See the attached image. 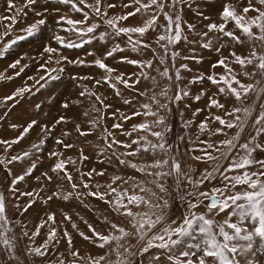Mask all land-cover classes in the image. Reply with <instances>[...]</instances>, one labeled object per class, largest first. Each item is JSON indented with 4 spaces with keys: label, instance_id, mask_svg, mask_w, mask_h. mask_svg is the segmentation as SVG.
<instances>
[{
    "label": "rangeland",
    "instance_id": "rangeland-1",
    "mask_svg": "<svg viewBox=\"0 0 264 264\" xmlns=\"http://www.w3.org/2000/svg\"><path fill=\"white\" fill-rule=\"evenodd\" d=\"M122 1L128 2L126 0ZM122 1L101 0V11L102 13L106 12L107 15L98 16L93 8L89 7L90 5H95L96 0H85L84 4H80L79 0H74L84 12L88 13L89 20L87 23H95L98 25L93 33L79 37L75 33L65 31V29L69 27L65 22L60 21L58 23L60 16H66L71 19H83V12H76L71 4L60 3V0H35L33 5L24 7L25 0H13V3L17 7L22 8V13H17L15 10L10 11L8 9L7 0H0V51L4 52V54L0 56V63L14 58L5 68L9 74L12 73L11 76L9 75L11 79H7L8 75L5 77L2 76L4 78H0V161L7 162L12 161V157L14 156L21 157V159L12 161L11 163H0V194L4 197L6 212L10 221L9 227L13 230L10 235H15L16 237L13 254L7 253L3 246H0V264H60L61 261H63V264H72L74 259L76 260V264H89L88 257L103 255L107 249H101L96 243L80 236V232H84L87 236L92 235L87 224H91L102 234H108L109 232H112L113 235L118 234V232L110 228V224L112 223L124 227L126 231H133L130 218L122 216L118 212H114L111 206L104 201L86 195L88 191L99 190L105 192V189L103 190V185L106 186V184L107 186L112 185L118 190L127 188L131 192L133 190V185L139 184L141 181L144 182V186L151 188L152 191L158 192L155 185L148 183L153 179L151 176H146L144 173L138 172L127 165L120 164V159L129 160L140 166H144L145 164L152 163L154 157L155 159L175 158L181 163L182 169L189 172V175L195 180L200 178L201 173H203L205 169L211 171L216 164L221 166V171L227 167L228 161L224 159L208 162L194 159V157L203 156L202 150L206 148L207 144L220 147V141L233 139L238 132L240 133L239 138L233 140L236 148L233 150L232 155H244V150L239 147L240 144L249 143L250 147H254L257 143L264 144V133L258 134L256 128L260 127V125L255 124V120L262 111L260 105L264 104V96L257 101L256 94L250 93L247 97L238 101L227 93H221L219 87L207 79L208 75H219L224 72L222 67H212L220 58L224 57L227 58L230 67L237 74L238 79L245 84H255L256 81L260 80L259 76L249 78L243 75L244 71H255L254 67L248 65L246 68L242 69L234 62L230 54L235 52L237 55L246 56L253 46H255L257 53H262L264 52V46H262L259 41L248 40L235 28L234 23L230 22L227 25V30L234 31L235 34L244 41L243 44L235 43L228 37H221V39L216 40L215 37L219 34L211 32L207 39L213 41L212 48L205 49L201 47L202 43L207 42L201 34L207 31L206 25L209 23L221 22L220 13L223 7L226 4L231 5L235 7L238 13H242L243 8L248 6V0H185L184 3H177L174 7H166L165 11L169 12L173 18H175L177 14L181 16L180 23L183 29L182 37H187L186 40L182 38L177 44L169 45L167 54L161 46L164 42L160 41L157 43L159 35L165 32L164 25L166 24V20L163 15L159 16L155 28L150 29L143 37L134 35L133 40L142 39L151 45V49L157 46L156 50L159 54L157 53L158 55L156 57L158 64L156 63L154 67L156 74L158 73L157 75H160L161 72L168 69L167 76H160L156 79L157 82H159L157 89L158 93L152 92L154 86L149 81L142 80V82L144 81L143 85L136 84L134 86L132 84L133 79L127 78V67H117V61L126 60L125 58L128 57L127 55L120 59L117 57L119 54L115 57L114 55L107 56V52L110 49L112 50L117 47L119 50L116 52H120V50L122 51L123 49L127 50V48H130L129 53L132 51V46L128 41V37L126 35L116 36L114 30L104 23V20L107 18L122 16L134 10V6L124 7V11L120 12H117L115 9L116 7H108L109 4L118 5L117 2L122 3ZM252 3L255 7L264 10V6L259 5L257 0H252ZM120 9L122 8H118V10ZM37 13L40 15L38 16ZM255 15V12L250 11L248 13L249 17ZM12 16H16V21L14 23L10 19H2ZM135 17L136 16L130 17L126 21H120L119 25L131 26L132 23L137 22H133ZM140 17V20L143 22L145 16L143 17V15H141ZM40 18L45 19L46 23L40 26L39 31L35 35L26 40L17 41V43L8 48L7 51H4L5 44L9 43L16 36L25 35L26 33L23 30ZM200 22H202L201 25ZM189 24L193 25L194 28L189 29ZM9 25H11L10 29ZM133 25L134 24H132V26ZM83 26L84 25H81V27ZM6 31L9 34L3 36L2 34ZM253 31L257 30L254 28ZM101 33L105 34L103 40L100 39ZM56 35L65 37L66 41L71 40L75 43H79L81 46L76 48L64 47L54 39ZM147 36H149V38ZM89 41H91V44ZM221 44L224 46L220 48V52H217L215 49L220 47ZM45 47L56 48L57 52L52 54L45 53ZM23 49L26 50L24 53H22ZM172 53H178V55L173 56ZM222 53H224V56H222ZM101 55L102 57H100ZM49 56L52 57L51 60ZM201 56L205 60L207 59V62L203 64H201V61L196 62L197 59H199L198 57ZM61 57H67V60H63ZM103 57H106L107 60L105 64L108 65L109 68L114 69V71L109 73L103 69L102 75L114 78L116 82L117 80L115 77L118 76V74H123L125 77L123 78L127 79L129 84L135 87L134 89L136 92L134 91V94L137 93L136 96L140 99L139 111L143 113L145 110L142 108V105L149 104L151 108L154 109V111H151L156 113V116L139 115L125 122L123 121L124 117L138 112V110L133 109L121 112L123 117L121 124L130 127L133 124L142 122L149 123L151 125V131H139V135H136L135 139L140 136H145L148 142L158 143L161 141H159V138L152 136L151 132H161L163 133L162 142L165 143L164 152L157 149L154 156L152 153L145 152H140L138 155L133 156L122 155L123 153L132 151L136 145H133L132 149H126L122 146L129 142L128 137H120V135H118L119 130H115V128H118L113 127L115 123L116 125H120L119 119L118 121L116 119L117 117L115 119L111 117V115L114 117L116 116V113L113 112L115 110L111 107L103 108L102 110V107L105 106H100V102H97V106L94 99L91 100V103L97 107L94 110L93 108L91 109V114H94V116H87L86 118L84 115V120L81 121H75L76 117L73 118V107H78L79 104H85L89 100V98H86L88 94L85 97L81 95L82 92H87L85 89L86 87L88 88V86L85 82L90 81L88 83H95V85H93L95 88L92 89L91 92L89 91L90 95L92 93L95 94L92 95V97H102L101 93H99L100 90H98L101 85L97 84V81L103 83L101 82V77L97 80L95 79L96 81L89 80L87 77L85 79V76L78 77L76 75L79 73V66L84 65V71L87 72L91 70L89 69L90 64L93 65V69L96 65L94 61L96 59H103ZM119 57H123V55ZM192 57H195V59ZM161 58H164L163 64L160 62ZM79 59L84 61V63L75 65V63L70 62L75 61L77 63ZM17 60H19V64H17L15 68L11 67ZM57 60H59L60 63H56ZM185 64L187 68L181 67V65ZM152 68L153 64L150 69ZM21 69L23 70L21 71ZM52 69L56 71H49ZM75 69H77V71H75ZM157 69H159L160 72H158ZM3 71L4 70L0 71V76ZM136 71L140 74L147 70L146 68L140 67L136 68ZM17 73H19V75H17ZM49 76H56L57 79L52 80ZM41 77H44V79H41ZM19 79L20 81H18ZM14 81L20 82L17 85L18 87L16 86L13 88L14 85L12 84ZM136 81L141 82V80L137 79ZM118 84L122 85H118L121 89L124 88V90H128V87L124 84ZM73 85L76 87L78 85V87L73 89ZM259 87H264V80H260V83L257 85V88ZM21 88H26L28 91L14 96L12 100L5 99V97L12 96ZM96 89L97 92H95ZM161 91H166L167 95H160ZM113 92L119 95L118 91ZM141 93L145 94L141 95ZM153 94L156 95V101H158V103L151 99ZM177 96H179L180 99H176ZM196 97H199V99ZM78 98H80L79 101ZM102 98L104 99V97ZM104 100L106 101L107 99L105 98ZM212 100L218 101V103L222 104L224 107L219 108L212 105ZM65 104L68 106L64 107ZM123 105L129 108L131 107V104ZM160 105H166V107H160ZM233 107L251 108V115L247 117L243 131L239 128L228 129L215 119V117L219 116L225 121L231 120L232 117L228 116L226 113L230 112ZM104 116L106 117L105 121L103 120ZM61 117L64 119L60 120ZM20 118H22V122L19 125L20 130L14 131L15 129L13 126L16 125L15 120ZM160 118H163L162 124L153 123V121L159 120ZM53 119H55V121H53ZM32 121L36 123L27 133H24V128ZM57 121L60 122L57 123ZM91 121L95 123L94 128L90 129ZM112 121L115 123L113 124ZM79 124L83 125L79 126ZM202 124L204 125L203 128L201 127ZM77 126H79L80 131H77ZM132 127L130 128L132 129ZM221 128L223 132L217 133L216 130ZM119 129L122 128L119 127ZM92 130L93 135H90L92 134ZM81 132L86 134L81 135ZM128 132L131 131H127L126 133ZM108 133H111V136H108ZM104 137H108V139L106 140ZM252 137H255L254 141ZM91 139L92 141L94 140V144H92V141H89ZM57 140H62L64 144H71L73 147L65 148L62 144H58ZM112 140L120 141L121 144H114L112 148H109L108 144ZM3 141L9 142L11 146L9 147L8 144L3 143ZM41 141H43V143H41ZM79 142L81 144H79ZM83 142H86V144ZM33 145H36V147H33ZM87 150L90 151V156L94 155L91 161L89 160ZM209 151H211L214 156L219 155L214 149H209ZM25 152L29 153V155L24 156L23 154ZM53 152L59 153L60 155L53 156L51 155ZM83 157H87V159H83ZM252 157L254 159H264V151L257 149L252 153ZM69 158L75 161V164L66 163L67 171L73 176V182L78 185L75 190L72 189L70 182L59 179L57 173L51 171L58 160L68 161ZM258 167V165H254L249 170L255 171ZM30 168L31 172H28ZM92 170H95V172L89 177L87 173ZM149 171H155V169H149ZM100 172L104 174L102 176L96 174ZM45 173L52 176V181L45 179ZM106 173H109L107 177H105ZM227 174L233 175L235 173ZM21 175L25 177L24 180H17L16 183L12 182L16 177ZM59 175L62 176L63 173ZM116 176L121 177V180L114 182V177ZM216 176L217 178L215 180L211 182L206 181L203 185H199L196 188L193 187L192 183L185 180L179 194L174 191L175 181L173 177H168L166 180L162 181L168 188V191L172 193L173 196H176L175 201L170 200L172 207L168 210L169 218L179 220L182 214H184L185 208L179 200V195H183L185 191H210L213 187L221 186L219 173H217ZM106 178H108V180H106ZM124 181H127V183H124ZM82 183H88L90 185L89 189H84L81 186ZM97 186H100L99 189H97ZM28 192H32L33 196L29 197L24 195ZM77 192L81 193L79 199L76 197ZM54 193L57 195H53ZM68 193H72V196L68 200L62 199V197ZM49 197H51V199H49ZM33 201L35 202L33 203ZM153 202L155 203L156 201L153 200ZM205 203H207V201H205ZM29 204H31V207L25 212L24 208ZM52 208L56 212H53ZM133 211H147V209H137L134 207ZM195 211L206 212V209L201 205ZM33 212H35L34 215L38 217V220H41L40 224L47 220L49 214H54L55 221L58 220V223H55L54 226L57 229V239L59 242H49L48 251L44 256H38L28 252L29 248L39 246L36 244H38L40 234L34 237L30 236V233L32 234L36 231L37 227L40 225L39 222L38 225H36L34 221V224L30 223L29 219L33 217L31 216ZM65 214L70 216L71 220H66ZM105 218H107V221ZM222 218L223 216L218 217V219ZM85 222H87V224ZM73 223L77 225L76 229L72 227ZM51 225L52 222L48 221L46 226L42 228L41 238L44 241L47 239V233L49 231L47 229L53 226ZM161 227H163V225L157 226V230ZM39 231L41 233V229H39ZM64 231H67L69 235H73V238L70 235L71 245L68 243V237L64 236ZM24 232H27L28 236H24ZM35 239L38 241L36 240L37 242H35ZM74 239L80 241L84 247L81 246L80 249L76 248V250H74ZM122 242L126 247H130V253H135V255L125 253L129 264H175V257L179 255L181 251H191L192 255L189 258L199 254V249L194 247L190 248V245L195 244L196 240L188 241L185 245L174 248L171 250V253H169V250L159 248H152L149 249L147 253H141L140 249L145 241L138 240L131 236ZM259 242L263 244L259 238L254 240V255L249 257V259L254 261V264H264V247ZM59 249L63 250V257L55 252ZM71 251H78L79 257L74 258L71 255ZM121 251H123V249H121ZM169 254L173 256V260L168 259ZM13 256L18 259L13 258ZM155 257H159V259H154ZM110 259L115 260V254H113ZM180 259L183 260L184 257L181 256Z\"/></svg>",
    "mask_w": 264,
    "mask_h": 264
},
{
    "label": "snow or ice",
    "instance_id": "snow-or-ice-1",
    "mask_svg": "<svg viewBox=\"0 0 264 264\" xmlns=\"http://www.w3.org/2000/svg\"><path fill=\"white\" fill-rule=\"evenodd\" d=\"M79 2L80 4H84L85 0H79ZM184 2L185 0H147V2H144V0H130V4H124L123 7L127 8L129 6H134L133 11H129L122 16L107 18L104 20V23L114 30L116 36L126 35L132 46V50L138 51V46L150 48L151 45L142 39L133 40L134 35L143 37L150 29L155 28L159 16L163 15L166 20V24L164 25L165 32L159 35L157 43L160 41L164 42L161 46L167 54L169 45L177 44L182 38L186 40L187 37H182L183 29L180 23L181 16L177 14L175 18H173L169 12L165 11V8L174 7L177 3ZM34 3L35 0H25L24 7H29ZM60 3L71 4L76 12H83V19H71L66 16H60L58 23L62 21L69 26L65 31L83 37L86 34L93 33L98 27L95 23H87L89 20L88 13L84 12L74 0H60ZM257 3L264 6V0H257ZM100 4L101 0H96L95 5H90L89 7L93 8L96 15L106 16L107 13H102ZM7 5L10 11L15 10L17 13H22V8L17 7L13 3V0H7ZM108 7L114 8L116 5L109 4ZM142 11L148 16V18L141 24L135 26L119 25L120 21H126ZM250 11L255 12L256 15L249 17L248 13ZM37 15L39 16L40 14L37 13ZM2 19H10L14 23L16 21V16L4 17ZM220 21V23H209L206 26L207 31L203 32L201 35L207 40V42L202 43L201 47L205 49L212 48L213 41L207 39L211 32L219 34L215 37L216 40L221 39V37H228L235 43L243 44L244 41L241 40L234 31L227 30V25L230 22L234 23L235 28L248 40L259 41L261 45L264 46V10L255 7L252 0H248V6L243 8L242 13H238L235 7L226 4L220 13ZM45 23V19H37L34 23L23 30L26 33L25 35L16 36L9 43L5 44L4 51H7V49L16 44L17 41L26 40L35 35L39 31L40 26ZM81 25L84 26L81 27ZM10 28L11 25H9V29ZM188 28L193 29L194 26L189 24ZM254 28L257 31H253ZM8 34L9 33L6 31L2 35L7 36ZM104 38L105 34L101 33L100 39L103 40ZM54 39L67 48L81 46V44L75 43L71 40L66 41L65 37L60 35H56ZM223 46L224 45L221 44L220 47L215 50L220 52V48ZM117 50H119L118 47L113 48L111 51L107 52V56H112ZM44 52L52 54L56 53L57 49L53 47H45ZM3 54L4 52L0 51V56ZM172 55L175 56L178 55V53H172ZM230 55L233 57L234 62L242 69L246 68L248 65L254 67L255 71L253 72L244 71V76L249 78L259 76L260 80H264V52L257 53L255 46H253L246 56L237 55L235 52H232ZM192 58L195 59V57ZM49 59L51 60L52 57L49 56ZM61 59L67 60V57H61ZM70 62L75 63V61ZM160 62L163 64L164 58H161ZM56 63H60V61L57 60ZM79 63L82 64L84 61H79ZM94 63L106 72L111 73L114 71V69L109 68L101 59H96ZM127 63H145L148 67L152 66V61L150 60L145 62L127 60ZM17 64H19V60L12 64L11 67L15 68ZM181 67L187 68V65H181ZM212 67H222L224 69V72L219 75L207 76L209 81L219 87L221 93H227L238 101L247 97L250 93L256 94L257 101L264 96V87L257 88L260 80L256 81L255 84L243 83L238 79L237 74L230 67L227 58H220L216 64L212 65ZM22 70L23 69H21V71ZM49 71L56 70L52 69ZM157 71H159V69H157ZM160 74L162 76H167L168 69H165ZM17 75H19V73H17ZM0 78L4 77L0 76ZM49 78L52 80L57 79L56 76H49ZM145 78L148 77L145 76ZM7 79H11V77H7ZM41 79H44V77H41ZM115 79L126 87L131 86L129 81L124 79L122 75L116 76ZM152 79L154 80L155 77H152ZM99 83L100 81H97V84ZM111 86L115 88V84H112ZM25 91H28V89H18L16 93L12 96L5 97V99L12 100L14 96L20 95ZM84 94L85 93L83 92L81 93V95ZM144 94L145 93H141V95ZM91 95L95 94L92 93ZM160 95L166 96L167 92L161 91ZM196 98L199 99V97ZM96 99L100 103H103L99 96H97ZM151 99L158 103L155 94H153ZM176 99H180V97L177 96ZM125 103H128V101H125ZM211 104L219 108L224 107L216 100H212ZM67 106V104L64 105V107ZM160 107H166V105H160ZM260 107L262 111L255 120V124L260 125V127L256 128L258 134L264 133V104H261ZM142 108L145 110L143 113L134 112L133 115L156 116V113L151 111V105L143 104ZM226 114L232 117V119L225 121L219 116L215 117V119L228 129L239 128L243 131L245 121L247 117L251 115V108L233 107V109ZM85 115H87V113H85ZM124 118L130 119L131 117ZM63 119V117L60 118V120ZM59 122L60 121H57V123ZM35 123V121H32L28 124L23 130L24 133H27ZM153 123L162 124L163 118L155 120ZM113 127L118 128L120 125H113ZM201 127L203 128L204 125L202 124ZM77 131H80L79 126H77ZM137 131H151V125L147 122L133 125L132 131L126 133V135L131 137L132 133ZM216 131L217 133H220L223 132V129H217ZM80 134L85 135L86 133L81 132ZM151 135L159 138V141L161 142L150 143L145 136H140L136 139H132L131 143L122 145L126 149H132L133 145H136L132 151L123 153L122 155L133 156L138 155L140 152H145L152 153L154 156L157 149L164 152L165 143L162 142L163 133L153 131L151 132ZM239 135L240 133L238 132L233 139L220 141V147L213 144H207L206 148L202 150L203 156L194 157L196 160H204L205 162L219 161L221 159L228 161L227 167L224 168L223 171H221V166L216 164L211 171L205 169L204 172L201 173L200 178L195 180L189 175V172L182 169L181 163L175 158L155 159L154 157L152 163L145 164L144 166H140L129 160L120 159V164L127 165L138 172L144 173L146 176H151L153 179L148 183L155 185L158 192L152 191L151 188L144 186V182L141 181L139 184L133 185V190L131 192L127 188L118 190L116 187L108 185V191L101 192L97 190L88 191L86 193L88 196L97 198L104 201L106 204H109L114 212H118L122 216L130 218L133 228V231H126L124 227L112 223L110 224V228L118 232V234L113 235L112 232L102 234L91 224L85 222L92 235L87 236L84 232H80V236L96 243L101 249H107L103 255L98 257H88L89 264H129L125 253H130V247H126L122 241L130 236L145 241L140 249L141 253H147L149 249L152 248L169 250V253H171V250L174 248L183 246L188 241L196 240V243L190 245V248L194 247L199 249V254L189 258L192 255L191 251H181L179 255L175 257V264H254V261L249 259L250 256L254 255V240L259 238L260 241L264 242V159H254L252 153L257 149L264 151V144L257 143L254 147H250L249 143L240 144L239 147L244 150V155H232L233 150L236 148L233 140H237ZM108 136H111V133H108ZM104 139L107 140L108 137H104ZM252 140L254 141L255 137H252ZM3 143L8 144L9 147L11 146L7 141H3ZM41 143H43V141H41ZM57 143L62 144L65 148L73 147L71 144H64L62 140H57ZM114 144H121V142L112 140L108 144V147L112 148ZM33 147H36V145H33ZM209 149H214L219 155H212V152L209 151ZM23 155L28 156L29 153L25 152ZM51 155L59 156L60 154L53 152ZM19 159H21V157H12V161ZM83 159H87V157H83ZM12 161H0V163H11ZM66 163L75 164V161L71 160V158H69L68 161L58 160L52 167L51 171L57 173L59 179H64L70 182L72 189L75 190L78 185L73 182V176L67 171ZM254 165H258V169L250 171L249 169ZM149 169H155V171H149ZM28 172H31V168ZM94 172L95 170H92L88 172L87 175L91 177ZM60 173H63V175L60 176ZM217 173H219L221 179V186L213 187L210 191H185L183 195H179V200L185 208L184 214H182V217L179 220L169 218L168 210L172 207L170 200L175 201L176 196H173L172 193L168 191V188L162 183V181L166 180L168 177H173L175 181L174 191L179 194L185 180L192 183L193 187L196 188L199 185H203L206 181L211 182L215 180L217 178ZM227 173L235 174L228 175ZM96 174L102 176L104 173L100 172ZM44 177L48 181H52L53 179L52 176H49L47 173L44 174ZM24 178L25 177L21 175L16 177L12 182L16 183L17 180L22 181ZM120 180L121 177H114V182ZM124 183H127V181H124ZM81 186L84 189H89L90 187L88 183H82ZM99 187L100 186H97V189H99ZM24 195L32 197L33 193L28 192ZM53 195L57 194L54 193ZM71 196L72 193H68L67 195H64L62 199L68 200ZM80 196L81 193L77 192L76 197L79 199ZM49 199H51V197H49ZM153 200L156 202L154 203ZM205 201H207V203H205ZM34 202L35 201H33V203ZM201 205L204 206L206 212L195 211ZM29 207H31V204L27 205L24 208V211L26 212ZM134 207L137 209L146 208L147 211H133ZM221 216H223V218L218 219V217ZM65 219L71 220V217L65 214ZM105 220L107 221V218H105ZM48 221H51L53 226L49 228L47 239L42 246L29 248L28 252L30 254L44 256L48 251L49 242H59L57 239V229L54 226L56 223L54 214H49L47 220L37 227V230L32 233V236L39 235V229L45 227ZM9 224L10 221L6 212L5 200L3 195L0 194V246H3L7 253L13 254L16 237L15 235H10L13 230L9 227ZM159 225H163V227L157 230V226ZM72 227L76 229L77 225L73 223ZM23 235L28 236V233L24 232ZM64 236L68 237V243L71 245V238L67 231H64ZM121 249H123V251H121ZM113 254L116 256L115 260L110 259ZM130 254L135 255V253ZM71 255L74 258H78L79 252L71 251ZM181 256L184 257L183 260L180 259ZM13 258L18 259L14 256ZM154 259L158 260L159 257H155ZM168 259L173 260V256L169 254ZM60 264H63V261H61ZM72 264H76L75 259L72 261Z\"/></svg>",
    "mask_w": 264,
    "mask_h": 264
},
{
    "label": "crops",
    "instance_id": "crops-1",
    "mask_svg": "<svg viewBox=\"0 0 264 264\" xmlns=\"http://www.w3.org/2000/svg\"><path fill=\"white\" fill-rule=\"evenodd\" d=\"M120 1H122V0H120ZM126 1H128V2H125V1H122V3H120V2H117V4L118 5H116V10H117V12H120V11H124V7H121V6H123L124 4H130V0H126ZM125 2V3H124ZM144 2H147V1H145L144 0ZM121 5V6H120ZM118 8H122V9H120V10H118ZM129 10H132V9H129ZM205 14V13H204ZM141 15H143V17L145 16V19H147L148 18V16L142 11L141 13H138L137 15H136V17H135V19H134V21L133 22H136V23H132V24H134V25H139V24H141L142 23V21L140 20L141 19ZM102 19V18H101ZM132 24H131V26H132ZM202 24V22H200V25ZM133 25V26H134ZM204 25V24H203ZM207 26V25H206ZM199 30V29H198ZM148 38H149V36H147ZM89 43L91 44V41H89ZM157 49V46H156V48H154V49H151V48H148V49H146V48H144V47H142V46H139V48H138V51H131L130 53H129V51H130V48H127V50H125V49H123L122 51L120 50V52H116L115 54H113L114 55V57L115 56H117V54H119L117 57L120 59V58H124L126 55L128 56L127 58H126V60H124V61H117V67H120V68H126V75H127V78L128 79H133L132 80V84L135 86L136 84L137 85H143L144 84V81H149V82H151L152 83V85L154 86V88L152 89L153 91V93L155 92V93H158L157 92V89H158V84H159V82H157V78L158 77H160V76H162L161 74L160 75H157L156 74V71H154L155 69H154V67H155V65H156V63L158 64V62L156 61L157 60V55L159 54V52L156 50ZM111 50V49H110ZM109 50V51H110ZM108 51V52H109ZM121 53H125V54H121ZM129 53V54H128ZM154 53H155V55H154ZM158 53V54H157ZM223 55L222 56H224V53H222ZM121 55H123V57H119V56H121ZM207 55V54H206ZM205 55V56H206ZM100 57H102V55L100 56ZM100 57H98V58H100ZM199 59H197V61L196 62H202L201 64H203L204 62H207V59L205 60L202 56L201 57H198ZM137 59V61H141V62H145V61H152V64H153V68L152 69H150L151 67H148L147 66V64H145V63H140V64H130V63H127V60H136ZM101 60L105 63L107 60H106V57H103V59L101 58ZM79 61H82L81 59H79V60H77V63L75 62V65H77L78 63H79ZM111 61H112V59H111ZM126 62V63H125ZM80 65V64H79ZM84 66V65H83ZM83 66H79V73L76 75V76H85V79H86V77H87V79H89V80H97L98 78H100L101 77V79H102V81L101 82H103V83H99L101 86H99V88H98V86H97V88H98V90H100V92L99 93H101V95H102V97H104V99L106 98L107 100L106 101H108V102H106L102 97H100V99L103 101V103H99V101H97V99H96V96H93L92 97V95H90L89 93L92 91V89H94L95 87H93V85H95V83H92V84H90V83H88V82H90V81H87V82H85V84L88 86V88L86 87V91L87 92H85V94L84 95H82L83 97H85L87 94H88V97H86V98H89V100L85 103V104H79L80 105V107H82V108H84L85 109V113H87L88 115H85V117L87 118V116L88 117H91V116H94V114H91V109L93 108V110L94 109H96L97 107L94 105V104H92L91 103V100L92 99H94L95 100V102H96V105L98 106V104H97V102L100 104V106L101 105H104L105 107H102V110H103V108H108V107H111V108H113L115 111H113V112H115L116 114V116L114 117L113 115H111V117L112 118H116L117 119V121H118V119H119V121H120V127L122 128V129H119V127H118V129H116L115 127V130L116 131H118L119 133H118V135H120V137L121 136H124L125 138H127L128 137V142L129 143H131V140L132 139H135V137H136V135H139L138 133H139V131H137V132H133V136H127L126 135V132L127 131H132V129L130 128V127H132L133 125H136V124H133V125H131L130 127L129 126H127V125H125V124H121L122 123V115H121V112H126V111H129V110H133V109H136V110H138V112H140L139 111V102H140V99L138 98V96H136V94H134L136 91H135V87H133V85L131 84V86L130 87H128V90L126 91V89L124 90V88H120V86H122V85H120V84H118V83H120L119 81H116L115 82V80H114V78H111V77H108V76H106L105 74V76H103L102 75V71H103V69H100L99 68V66H97V65H95L94 66V68L92 69V67H93V65H91L90 64V66H89V69H91V70H89V71H84L85 70V66L83 67ZM142 67V68H146V72L144 71L143 73H140V74H138L137 73V71H136V68H140V67ZM134 67V68H133ZM75 68V67H74ZM84 68V69H83ZM132 69V70H131ZM75 71H77V69H75ZM158 72H160V71H158ZM118 75H120V74H118ZM122 76L124 77V75L122 74ZM145 76H147L148 78H145ZM135 77V78H134ZM152 77H155V79L153 80L152 79ZM107 78V79H106ZM125 78V77H124ZM136 79L137 80H141V82H137L136 81ZM95 80V81H96ZM142 80H144L143 82H142ZM157 82V83H156ZM116 83V84H115ZM112 84H115V88H113L111 85ZM118 85H120V86H118ZM76 86L75 85H73V89H76L77 87H78V85H77V87L75 88ZM143 88V87H142ZM141 88V89H142ZM103 89H105V90H103ZM109 89H112L113 91H118L119 92V95H117V94H115V92H113L112 90H109ZM90 91V92H89ZM95 91V90H94ZM135 91V92H134ZM76 92V91H75ZM95 92H97V89H96V91ZM148 93V92H147ZM148 94H150V93H148ZM80 96V95H79ZM85 98V99H86ZM80 100V98H78V101ZM83 100V99H82ZM81 100V101H82ZM119 100H122V101H119ZM83 101H85V100H83ZM125 101H128V103H125ZM143 101V100H142ZM144 102V101H143ZM123 104H126V105H130L131 104V107L129 108V107H127V106H124ZM116 105V106H115ZM91 106V107H90ZM107 106V107H106ZM105 111H107L106 109H104ZM136 110H134V111H136ZM151 110H153L154 111V109L153 108H151ZM99 112V111H98ZM141 113V112H140ZM105 114V113H104ZM126 117H131L130 119H123V121H125V122H128L129 120H131L132 118H134V117H136V116H134L133 114H130V115H128V116H126ZM104 121L106 120V117L104 116V119H103ZM85 122H87V121H85ZM112 123L114 124L115 122L114 121H112ZM84 124V123H83ZM83 124H79V126H82ZM115 125H116V123H115ZM91 128H94V123H92V121H91V127H90V129ZM124 130V131H123ZM111 131V130H110ZM112 132H113V130H112ZM111 132V133H112ZM121 132V133H120ZM89 133V132H88ZM91 133V132H90ZM90 135H93V130H92V134H90ZM80 138V137H79ZM91 138V137H90ZM93 139V138H92ZM92 139L91 140H89V141H92ZM83 143H85L86 144V142H83ZM79 144H81L80 142H79ZM92 144H94V140L92 141ZM85 146V145H84ZM88 156H89V160L91 161V158H93V156L94 155H92V156H90L89 154H88ZM108 170H109V168H108ZM109 173H106L105 174V177H107V175H108ZM111 175H112V173H111ZM105 180V179H104ZM106 180H108V178H106ZM103 184V183H102ZM103 190L105 189V191H108V187H107V184H106V186L105 185H103ZM259 243H261V242H259ZM262 244V243H261ZM260 244V245H261ZM262 246L264 247V242H263V244H262ZM257 247V246H256Z\"/></svg>",
    "mask_w": 264,
    "mask_h": 264
},
{
    "label": "bare ground",
    "instance_id": "bare-ground-1",
    "mask_svg": "<svg viewBox=\"0 0 264 264\" xmlns=\"http://www.w3.org/2000/svg\"><path fill=\"white\" fill-rule=\"evenodd\" d=\"M1 4V3H0ZM29 18H31V17H29ZM53 37V36H52ZM23 52L22 53H24L26 50H22ZM17 58V57H16ZM13 59L14 58H11V59H8V60H6V61H3V62H1L0 63V71L1 70H4L3 72H2V74H1V76H7L8 75V77H9V75L11 76V74H9V72L8 71H6L5 70V68H6V65H8V63L9 62H12L13 61ZM8 72V73H7ZM18 81H20V79L18 80ZM18 81H14V83L12 84V85H14L13 86V88L14 87H16L20 82H18ZM18 87V86H17ZM85 110H84V108H82V107H80V105L78 106V107H76V106H74L73 107V118L74 117H76L75 118V121H81V120H84V114H85V112H84ZM58 118V117H57ZM74 120V119H73ZM18 121V122H17ZM53 121H55V119H53ZM21 122H22V118H20V119H17V120H15V123H16V125H15V127H14V131H17V130H20V124H21ZM13 124V123H12ZM55 134V133H54ZM83 147V146H82ZM87 153L89 154V155H91V153H90V151L89 150H87ZM72 169V168H71ZM70 169V170H71ZM71 172V171H70ZM96 181V180H95ZM103 181V180H102ZM52 210H53V212H56L53 208H52ZM42 212H43V210H42ZM34 213L35 212H33V214L31 215V216H33V217H31L30 219H29V221H30V223L31 224H34V222H35V224L36 225H38V222H39V224H40V222H41V220H38V217L37 216H35L34 215ZM58 213V212H57ZM71 213V212H70ZM58 214H60V213H58ZM57 214V215H58ZM76 220H78V219H76ZM34 221V222H33ZM56 223H58V220H56ZM52 226V225H51ZM41 229V233H40V237H39V241L37 240V239H35V242H37L38 241V244H36L37 246L39 245V246H42L43 244H44V240L41 238L42 237V228H40ZM47 230H49V228L47 229ZM71 235V237L73 238V235L72 234H70ZM30 236H32V234L30 233ZM37 240V241H36ZM38 246V247H39ZM81 246H83L84 247V245L80 242V241H77L76 239H74V250H76V248H78V249H80L81 248ZM58 255L60 254V256L61 257H63L64 256V253H63V250L62 249H59V250H56L55 251ZM54 253V252H53Z\"/></svg>",
    "mask_w": 264,
    "mask_h": 264
}]
</instances>
